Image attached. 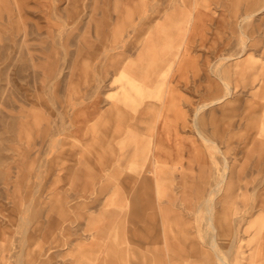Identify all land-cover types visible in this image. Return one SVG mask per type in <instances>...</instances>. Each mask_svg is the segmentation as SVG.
Returning <instances> with one entry per match:
<instances>
[{"label":"rangeland","instance_id":"374dc122","mask_svg":"<svg viewBox=\"0 0 264 264\" xmlns=\"http://www.w3.org/2000/svg\"><path fill=\"white\" fill-rule=\"evenodd\" d=\"M262 217L264 0H0V264H260Z\"/></svg>","mask_w":264,"mask_h":264},{"label":"crops","instance_id":"0c3cea01","mask_svg":"<svg viewBox=\"0 0 264 264\" xmlns=\"http://www.w3.org/2000/svg\"><path fill=\"white\" fill-rule=\"evenodd\" d=\"M156 165H158V164H156ZM167 246L165 248H166V250L169 251V248ZM183 256L184 255L182 254L181 249L176 248V247L173 248V254L172 255H169V254L166 255L165 252L163 253L161 251L157 252L156 254H153L154 261L156 262V264H168L170 262L171 258H173L174 264H182V263L193 264V263H198V257L197 256L190 255L189 259H187L186 257H183ZM227 257H228V255H227ZM233 257H235V256H233ZM255 259L260 264H264V231H263L261 243L259 244V247L257 248ZM150 261H152V260L150 259ZM230 261L234 263L235 259L234 260H230ZM241 263H243V262L241 261Z\"/></svg>","mask_w":264,"mask_h":264},{"label":"bare ground","instance_id":"6f19581e","mask_svg":"<svg viewBox=\"0 0 264 264\" xmlns=\"http://www.w3.org/2000/svg\"><path fill=\"white\" fill-rule=\"evenodd\" d=\"M196 6H197V2L195 1L194 2V5L192 6V8H191V10H190V12L191 11H193V10H195V8H196ZM120 72H121V70H120ZM132 84L134 85V86H136L137 88H141V86H140V82H138V81H136L135 80V82H132ZM227 85V84H226ZM228 86V85H227ZM210 143V142H209ZM160 169V170H159ZM150 172V171H149ZM161 167L159 166V165H157V166H155V169L153 170V174L155 175V178H157V184H158V189H160V182H161ZM226 174V173H225ZM225 176L226 175H224L223 176V179L219 182V184L216 186V189H219L221 186H222V184H223V182L226 180L225 179ZM163 182V181H162ZM161 182V183H162ZM163 185V184H162ZM215 189V190H216ZM214 190V189H213ZM163 193H165L164 191H162ZM159 193V192H158ZM162 193V194H163ZM160 195V194H159ZM216 196V195H215ZM212 205V204H211ZM211 205L208 207V209H207V214H209V217H208V221H209V226L211 227V228H213V230L215 229V227H214V225H213V222H212V220H214V219H212V207H211ZM208 206V205H207ZM261 221H262V226L260 227V231H259V233H260V235H262V233H263V231H264V217H262L261 218ZM210 228V229H211ZM213 235V234H212ZM28 236V235H27ZM211 244V243H210ZM212 246L214 247V248H216V241H215V235H213L212 236ZM216 251V250H215ZM244 252V251H243ZM224 253V252H223ZM214 254H216V253H214ZM217 254H218V256H219V258H220V260H221V262L223 263V264H227V262H228V260H227V262H225L224 261V259H222V257L220 256V253L219 252H217ZM217 254H216V256H217ZM226 258V257H225ZM218 260V259H217ZM221 263V264H222Z\"/></svg>","mask_w":264,"mask_h":264}]
</instances>
